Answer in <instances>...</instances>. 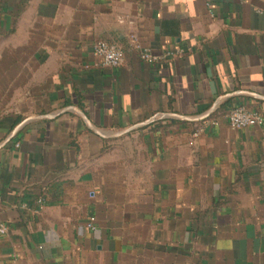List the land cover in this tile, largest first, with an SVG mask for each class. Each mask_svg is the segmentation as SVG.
<instances>
[{
  "label": "crops",
  "instance_id": "obj_1",
  "mask_svg": "<svg viewBox=\"0 0 264 264\" xmlns=\"http://www.w3.org/2000/svg\"><path fill=\"white\" fill-rule=\"evenodd\" d=\"M237 106L264 116V0H0V264H264Z\"/></svg>",
  "mask_w": 264,
  "mask_h": 264
},
{
  "label": "built area",
  "instance_id": "obj_2",
  "mask_svg": "<svg viewBox=\"0 0 264 264\" xmlns=\"http://www.w3.org/2000/svg\"><path fill=\"white\" fill-rule=\"evenodd\" d=\"M133 46L139 51V56L145 61H158L162 58H167L180 54L182 50L170 51L159 56L154 55L150 48L144 45L136 35L131 36ZM93 53L101 59L104 66L118 67L122 65L125 59L124 47L115 42H108L105 40H97L93 45ZM226 119L231 128L241 129L250 126L262 125L264 123V116L259 111H252L244 106H237L226 114ZM215 124L219 120L215 119ZM1 191H0V204H1ZM88 228L96 229V217L91 216L87 223ZM9 232V227L5 222L0 221V235H5Z\"/></svg>",
  "mask_w": 264,
  "mask_h": 264
}]
</instances>
